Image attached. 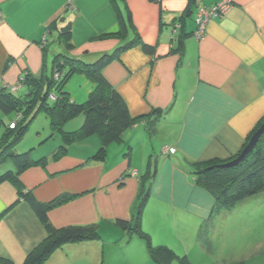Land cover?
<instances>
[{"label": "crops", "instance_id": "1", "mask_svg": "<svg viewBox=\"0 0 264 264\" xmlns=\"http://www.w3.org/2000/svg\"><path fill=\"white\" fill-rule=\"evenodd\" d=\"M221 1L0 0V91H12L20 76L28 72L37 78L51 75L56 56L69 55L91 64L138 40L102 72L132 116L167 111L151 135H144L147 127L139 124L142 136L151 138L159 126L164 130L169 127L164 134L170 137L162 148H172L175 153L164 151L167 156H160L165 162L175 159L181 169L193 163H229L241 154L264 120V0H232L226 16L211 21L200 39L186 38L183 47L171 34V27L182 18L185 32L192 34L197 7ZM71 5L72 10L68 9ZM122 21L125 31L121 30ZM67 26L68 43L60 36ZM143 44L153 47L154 53H146ZM93 87L85 76H75L67 92L73 101L83 103ZM26 91L23 85L16 93ZM83 123L80 116L65 128L74 131ZM3 132L1 126L0 134ZM43 147L36 148L35 160L50 157L56 149ZM91 156L69 148V154L60 160L49 159L45 166L25 170L18 184L0 182V256L23 263L47 234L33 201L49 204L63 195L74 198L51 210L50 222L56 228L94 227L100 239L66 244L44 264H100L107 243L123 245L119 251L130 261L146 246L116 224L129 221L132 203L141 190L139 179H122L123 175L137 172L142 176V170L132 169V159L125 153L114 164L107 158L92 163ZM14 169L13 164L5 163L0 175ZM200 198L198 204H203ZM204 202L202 221L209 218L215 205L213 197ZM102 220L123 233L98 230Z\"/></svg>", "mask_w": 264, "mask_h": 264}, {"label": "trees", "instance_id": "2", "mask_svg": "<svg viewBox=\"0 0 264 264\" xmlns=\"http://www.w3.org/2000/svg\"><path fill=\"white\" fill-rule=\"evenodd\" d=\"M152 1L156 2L158 0ZM191 11V8L187 10V14L190 15ZM175 25L171 27L172 38L173 40L175 39L174 41L179 42L180 47H183L186 38L189 36L194 37L195 31L192 34L186 33V26L182 18L178 23L180 29L177 35L173 37L172 29ZM126 29L127 26L122 21L121 30L125 31ZM60 34L61 39L68 43L67 38L70 35L69 27L62 28ZM136 41L139 43L138 40ZM136 41L117 48L113 53L103 54L96 62L91 64L69 55L56 56L51 75L37 78L29 72L25 74L23 84L24 87H27L25 94L20 95L10 90L0 91V127H4V132L0 134V166L5 163H11L15 167L14 170L0 175V182L11 181L18 184L20 181L19 177L25 170L36 165L45 166L49 159L53 161L60 160L69 154V145L71 143L82 139L94 136L101 138L102 146L96 153H92L89 160L104 162L106 160L108 144L122 140V135L136 124L143 123L147 127L144 135L154 133L155 124L166 115L167 111L156 110L147 115L132 116L121 95L107 81L102 72L109 63L119 57L123 50L132 48ZM142 48L148 54H153L155 50L146 44H143ZM55 72L61 73L58 79L54 77ZM77 75L85 76L94 86L83 103L73 101L67 92V83ZM43 113L50 120L49 126L51 131H56L61 136L58 147L50 157L45 156L38 160L34 159L36 148H32L21 154L15 153V148L29 133L31 124ZM11 115H13L12 118L4 120L6 119L4 118L5 116ZM80 116L84 117V123L78 129L70 132L65 130L68 122ZM12 123H15L14 128L10 127ZM263 123L264 120L254 130L251 137ZM53 136L54 134L42 138L40 146H43ZM251 137L243 149L247 146ZM129 148V152H125V156L130 161L132 147L130 146ZM223 164L224 162L221 161H213L200 166L201 172L198 185L203 186L215 202L211 219L215 214L230 211L243 201L264 194V134L253 151L238 165L222 168L221 165ZM19 191L20 193L23 192L22 190ZM148 192L150 193V190ZM149 193L146 197L150 195ZM23 195L27 198L29 193ZM146 197L145 200H147ZM73 198L72 196H64L55 199L49 204H39L33 201L35 212L42 220L47 234L44 241L29 253L21 264H44L53 252L64 244L100 239V234L94 227L82 229L74 227L60 230L52 226L48 217L49 212L61 207ZM139 215H141V211L134 217V224H130L129 221L124 220H118L116 224L124 232H128L129 230H138L139 232L142 230L141 217ZM139 233L146 240L145 244L148 245L149 252L157 264H170L172 262L175 255L170 249L163 246H151L147 235L143 232ZM0 264L18 263L0 256Z\"/></svg>", "mask_w": 264, "mask_h": 264}, {"label": "rangeland", "instance_id": "3", "mask_svg": "<svg viewBox=\"0 0 264 264\" xmlns=\"http://www.w3.org/2000/svg\"><path fill=\"white\" fill-rule=\"evenodd\" d=\"M59 75L60 72H55L54 77L58 79ZM18 83L19 81L15 85L16 91L24 84V82ZM69 83L70 81L67 85ZM74 83H77V80ZM12 117L13 115L4 118ZM139 124L127 130L122 135V140L108 144L106 158L114 164L124 156L125 152H129L130 146L132 147V169L142 170L143 175L139 176L137 172H133L123 175L122 179L132 177L139 179L141 190L139 189V195L132 203L131 214L136 217L141 211L139 216L142 230L139 232L147 235L151 246L170 249L175 255L170 264H264V194L249 198L230 211L215 214L212 219L211 214L208 219L202 221L200 212L205 206L204 201L208 196H212L203 186L198 185L200 165L193 163L181 169L175 159L168 158V162H165L160 155L167 156L166 148L163 149L162 144L170 137L164 134L169 127H165L164 130L159 126L155 136L144 138ZM52 134L54 136L43 145V149L57 148L61 136L58 132L51 131L44 114L39 115L31 124L25 139L14 151L21 154L32 148H38L40 140ZM101 146V138L94 136L73 142L69 148L75 153L86 154L96 153ZM89 161L99 163V161ZM175 170L178 171L177 176ZM152 186L153 191H150V194L148 191ZM148 193L150 195L146 197ZM64 196L69 195L59 196L57 199ZM201 196L203 204H198ZM132 215L129 219L130 224L135 223ZM52 226L55 227L53 224ZM98 226H101V229ZM96 227L110 234L123 233L121 229L110 223L107 224L104 220ZM71 228L74 227L57 229ZM139 232L129 230L127 234L136 236L139 243H145L146 240ZM104 246L100 264H157L149 252L148 245L143 246L130 261L122 257L119 250L123 245L121 246L120 243H107ZM126 246L127 243L124 244V247Z\"/></svg>", "mask_w": 264, "mask_h": 264}, {"label": "built area", "instance_id": "4", "mask_svg": "<svg viewBox=\"0 0 264 264\" xmlns=\"http://www.w3.org/2000/svg\"><path fill=\"white\" fill-rule=\"evenodd\" d=\"M233 7V2L232 0H222L221 2L210 6L206 7L203 5H199L196 10V15H195V24H196V30L194 32V37L196 38H201L205 34L207 25L213 21L216 18H222L226 16V14L230 11V9ZM68 9H73V6H69ZM180 29V25L176 24L173 29V37L177 35L178 31ZM45 44V40L43 42ZM24 82V74L20 77L19 83L18 84H23ZM13 92H16V87H12L11 89ZM11 128L15 127V123H12L10 125ZM167 152L174 154L175 150L174 149H166ZM136 173V172H135Z\"/></svg>", "mask_w": 264, "mask_h": 264}, {"label": "water", "instance_id": "5", "mask_svg": "<svg viewBox=\"0 0 264 264\" xmlns=\"http://www.w3.org/2000/svg\"><path fill=\"white\" fill-rule=\"evenodd\" d=\"M264 134V123L262 126L258 129V131L252 136L247 146L243 149L240 156L237 157L235 160L221 165L222 168H230L238 165L241 161L245 159V157L254 149V147L257 145L259 139Z\"/></svg>", "mask_w": 264, "mask_h": 264}]
</instances>
